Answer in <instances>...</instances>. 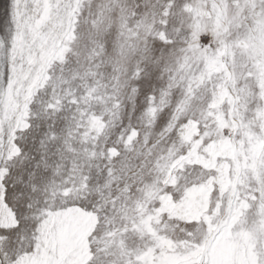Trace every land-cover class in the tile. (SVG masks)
<instances>
[{
  "label": "snow or ice",
  "instance_id": "1",
  "mask_svg": "<svg viewBox=\"0 0 264 264\" xmlns=\"http://www.w3.org/2000/svg\"><path fill=\"white\" fill-rule=\"evenodd\" d=\"M0 264H264V0H0Z\"/></svg>",
  "mask_w": 264,
  "mask_h": 264
}]
</instances>
